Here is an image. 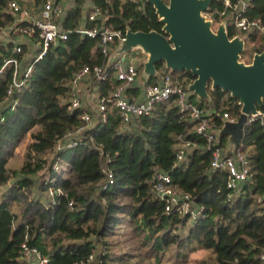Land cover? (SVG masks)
Instances as JSON below:
<instances>
[{
	"label": "trees",
	"instance_id": "16d2710c",
	"mask_svg": "<svg viewBox=\"0 0 264 264\" xmlns=\"http://www.w3.org/2000/svg\"><path fill=\"white\" fill-rule=\"evenodd\" d=\"M9 1L0 0V32L14 26L17 19L8 10ZM29 1L33 7H40L43 2ZM88 5L90 8L84 14ZM93 6L100 9L101 16L89 21ZM222 9L221 0H212L204 16L219 24L221 19L214 11ZM244 16L264 21V0H248ZM82 21L86 27L107 26L123 35L127 28L132 32L164 34L147 0H70L58 25L62 30H70L80 27ZM226 31L230 39L237 34L228 21ZM118 43L115 41L114 47ZM16 44L9 32L7 41L0 42V64L11 57L22 67L33 62L34 56L28 55L26 45H20L21 53H12ZM249 50L253 54L264 52V34L245 37L241 55ZM102 61L97 39L71 34L66 41L50 47L33 65L26 87L9 101L6 91L11 69L0 77V195L10 179H15L0 198V264H26L20 258L26 236L28 245L47 257L48 264H85L97 245L102 244L107 250L105 239L114 226L124 221L132 222L145 234L147 258L157 259L173 245L178 250L197 246L212 253L200 264H261L264 205L257 204L256 198L264 193V126L259 120L243 131L241 151L248 160L249 171L247 181L236 191L227 189L224 170L211 169V153L195 132L196 122L179 113L174 99L157 104L149 116L134 118L126 124L110 106L107 121H98L84 131L76 147L56 150L65 135L82 126L80 115L92 111L88 106L68 110L72 76ZM155 68L156 76L145 85L157 84L170 73L187 91L195 79L190 72H170L163 63ZM92 85L97 87L99 99L112 94L120 82L112 73L107 81ZM131 92L127 90V98ZM207 93L209 101L190 93L188 100L193 103L196 99L193 104L204 114L210 111L217 132L223 125L222 115L228 113L236 119L241 106L229 93L211 89L210 83ZM27 136L30 143L20 169H8L9 160ZM216 139L220 148L227 149V137L216 135ZM181 141L193 145L186 150L184 160L178 162ZM106 169L112 174V183L104 190L108 183ZM160 173L167 174L173 186L190 195L194 210L201 209L200 217L189 226V216L165 213L164 203L151 192V184ZM49 188L60 190L61 194L51 198ZM42 195L49 196L45 205L40 200ZM16 206L21 209L14 214L12 208ZM185 225V237L173 233ZM110 261L107 252L95 257V264Z\"/></svg>",
	"mask_w": 264,
	"mask_h": 264
},
{
	"label": "built area",
	"instance_id": "2783aa9c",
	"mask_svg": "<svg viewBox=\"0 0 264 264\" xmlns=\"http://www.w3.org/2000/svg\"><path fill=\"white\" fill-rule=\"evenodd\" d=\"M70 0H43L39 7L38 16H29L18 4V0L8 2L10 10L17 19L14 26L8 28V31L15 37L17 44L12 53H21V46H27V53L34 56L33 62L22 67L16 58H8L0 64V77L11 69V82L8 85L6 100L14 94H19L26 87L29 77L32 73L33 65L41 60L50 47L56 46L59 42L66 41L71 34H79L91 39H97L99 48L103 57L100 65L94 67H84L76 72L69 82L68 110L70 112L81 107L82 86L86 81L100 83L107 81L110 74H114L115 79L120 85L109 96L98 99L97 106L93 112H83L80 115L82 126L76 131L70 132L59 141L56 150L74 148L78 145L83 132L93 127L96 122L105 123L107 121L108 109L114 107L124 124L131 122L134 118L149 116L157 104L168 102L174 99L175 105L182 116H188L190 120L196 122L195 132L205 141L206 149L211 153L210 167L212 170H224L226 172V187L231 191H236L238 187L248 179L249 163L241 151V146L235 151L228 148H220L216 139V129L211 114H204L196 105L188 100L189 92L184 89L182 82L172 76L170 73L163 75L157 84L146 85L143 99L138 102H132L126 97L127 90L135 83L138 78V70L132 64L124 65V61L111 58L115 51L114 42L119 43L124 39L119 30H113L107 26L86 27L81 26L75 29L62 30L58 25V20L62 18L65 3ZM111 2L113 0H105ZM136 2L137 0H128ZM223 9L215 10L221 22L229 25L240 35L244 41L245 37L256 34H264V21L261 18L249 19L245 15L248 8V0H221ZM101 16L99 8L93 6L92 12L88 17L89 21H96ZM22 23H25L23 25ZM235 35V36H236ZM233 38V37H232ZM118 43V44H119ZM140 52L141 50L138 49ZM142 53V52H141ZM130 54V53H129ZM143 54V53H142ZM143 56H145L143 54ZM146 57V56H145ZM115 61V62H114ZM14 105L16 102L13 103ZM262 113L258 116H251L248 124L259 120L264 126ZM223 121L233 122L236 119L231 118L228 113L222 115ZM193 144L189 141H181L177 153V161L184 160L185 152ZM108 183L103 186L107 189L112 183V174L106 169ZM151 192L154 193L160 201L164 203V210L167 214H176L180 217L189 216L192 223L201 215V209L194 210L191 206L190 195L181 192L177 187L171 184L170 177L167 174L160 173L155 176L151 184ZM60 190L48 189V195L53 198L60 195ZM256 203L264 205V193L257 196ZM71 205V203H70ZM96 253L92 252L85 264H95ZM20 258L32 264H48L47 257H44L37 248L28 245L27 236L20 247ZM261 264H264V253L259 257ZM97 264H100L97 262Z\"/></svg>",
	"mask_w": 264,
	"mask_h": 264
},
{
	"label": "water",
	"instance_id": "95a60500",
	"mask_svg": "<svg viewBox=\"0 0 264 264\" xmlns=\"http://www.w3.org/2000/svg\"><path fill=\"white\" fill-rule=\"evenodd\" d=\"M147 2L154 8L164 34L127 28L111 58L124 61L132 50L140 49L146 56L142 64L146 81L156 76L155 65L163 63L170 72L191 73L195 79L187 91L198 99L209 101V83L211 89L219 88L237 99L239 116L233 122L223 121L216 133L227 137L229 150L235 151L242 144L249 117L264 113V52L253 54L249 64L241 62L244 39L240 35L230 39L225 21L214 31L212 21L204 16L212 0Z\"/></svg>",
	"mask_w": 264,
	"mask_h": 264
},
{
	"label": "rangeland",
	"instance_id": "374dc122",
	"mask_svg": "<svg viewBox=\"0 0 264 264\" xmlns=\"http://www.w3.org/2000/svg\"><path fill=\"white\" fill-rule=\"evenodd\" d=\"M167 2V1H165ZM26 3V7L30 12V16H38L40 9L39 7H33ZM208 19V17H206ZM218 27L217 23H212V29L215 31ZM7 35L9 31L0 32V42L7 41ZM259 42H256V45ZM253 50H249L245 55H241V62L247 63L251 60L253 56ZM146 60V57L138 50L134 49L126 56L124 65H127L129 62L135 67L139 68L138 76L141 81L146 79V76L142 74L143 63ZM189 94V93H188ZM193 103H197L196 99H193ZM30 143V138L27 136L25 140L18 146L15 150L13 157L10 159L9 167L11 170H17L20 168L22 163V155L25 152L27 145ZM36 180V176L33 177ZM8 185L2 188V190H7ZM42 198V196H41ZM16 212L21 209L20 207L14 208ZM130 221H124L123 224L114 226L112 234H110L106 239L107 250L103 247L102 244L97 245L96 247V256L99 253L106 254L109 253L112 261L109 264H200V261L207 260L208 256L212 253L209 250L201 249L197 246L192 248H183L178 250V248L173 245L163 251L159 257L156 258H147L145 256L147 247L145 248L143 243L145 240V234ZM189 226V225H188ZM188 226H179L173 231L175 235L179 237H185L187 235Z\"/></svg>",
	"mask_w": 264,
	"mask_h": 264
},
{
	"label": "crops",
	"instance_id": "0c3cea01",
	"mask_svg": "<svg viewBox=\"0 0 264 264\" xmlns=\"http://www.w3.org/2000/svg\"><path fill=\"white\" fill-rule=\"evenodd\" d=\"M26 3H29L28 5L34 6V4L29 1V0H21V5L18 1V4L21 6L23 11H27L26 13L30 16V12L28 11V8L26 7ZM70 1L65 3V7L64 9H66L67 7H69ZM88 8H90V6L88 5V7L84 8V14L87 12ZM85 16V15H84ZM84 21H82V23L80 24L81 26H85V24L83 23ZM128 64H131L130 62ZM137 68V67H136ZM137 70H139V68H137ZM140 77L138 76V78L136 79L135 83L129 88L132 92L130 94H128V99L132 102H138L141 101L143 99V95H144V89L146 87L145 83L146 80L141 81L139 79ZM82 103L81 106H88L91 107L90 112L95 111V108L97 106V87L95 85H92V82L90 81H86L83 86H82ZM88 112V111H86ZM209 112H207V114H209ZM228 148V145H227ZM229 149V148H228ZM17 150V148H16ZM24 155V153H23ZM22 155V158H23ZM9 163L10 160L8 162V169L11 170V168L9 167ZM22 165V163H21ZM21 167V166H20ZM20 169V168H19ZM17 169V170H19ZM14 170V169H13ZM15 171V170H14ZM15 179H10V182L8 183V187H10L13 183H14ZM6 190H2V193L0 195V198L2 196V194L5 192ZM44 205L47 204L48 200H49V196L48 195H42V198L40 199ZM15 207L12 208V212L14 214H17L18 212L15 211L14 209ZM191 222H188V225H190ZM25 262V261H24ZM33 262H31V260H29V262H26V264H32Z\"/></svg>",
	"mask_w": 264,
	"mask_h": 264
}]
</instances>
